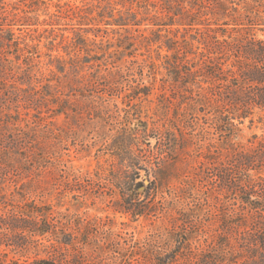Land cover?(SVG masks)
<instances>
[{
  "label": "trees",
  "instance_id": "16d2710c",
  "mask_svg": "<svg viewBox=\"0 0 264 264\" xmlns=\"http://www.w3.org/2000/svg\"><path fill=\"white\" fill-rule=\"evenodd\" d=\"M121 1L125 6L127 0ZM133 1L135 11L129 7L116 13L115 8H103L89 17L94 11L90 10L81 14L80 23L93 24L84 31H96L95 36L107 30L100 24L127 28L143 21L158 26L154 32L173 33L167 80L183 92L182 111L162 124L134 118L130 109L139 103L133 100L148 99L154 85L143 82L144 64L131 60L125 68L99 64L95 69L92 64L88 75L71 78L66 84L70 93L51 94L54 107L49 108V116L28 119L18 109L16 118L8 113L14 120L0 116V190L5 182H16L21 189L17 202L0 194V264H264V129L247 142L240 139L247 119L264 125V40L255 35L256 29L264 30V0ZM29 3L25 6L30 7ZM56 6V23H49L52 30L64 13L61 0ZM76 7L71 9L79 12ZM13 9L0 0V100L10 75L15 77L13 70L22 67L21 58L26 64L23 76L35 78L34 54L26 52L30 45L24 42L23 46V37L14 32L16 24L33 23L27 16L16 18ZM77 40L86 44L82 33ZM133 46L131 41L126 44L128 55H133ZM57 61L64 71L65 61ZM15 97L29 100L20 92ZM71 97H87L84 101L90 100L91 106L100 102L108 106L111 97L126 100L128 114L107 144L106 153L115 162L101 166L104 178L109 190L120 194L116 204L120 211L134 219L167 216L171 226L165 232L144 238L113 237L112 230L99 232L96 222L82 225L83 220L56 214L52 203H38L31 197L39 189L33 184H40L43 174L67 169L61 143L70 136V129L58 127L49 118L62 113L68 117L75 106ZM160 101L166 109L172 98L163 93ZM5 105L7 99L0 101L1 111ZM102 112L99 119L110 118L103 108ZM184 126L190 130L187 139L200 149V141H206L207 151L200 152L203 158L196 168L175 175L182 179L176 186L170 184L174 175L168 165L179 161L184 152L188 140L179 136L184 135ZM151 132L161 144L158 149L150 146ZM76 195L82 198L85 193ZM105 248L112 255H105ZM41 251L48 257L29 260L30 254L38 256ZM10 252L27 259L22 263L7 259Z\"/></svg>",
  "mask_w": 264,
  "mask_h": 264
},
{
  "label": "rangeland",
  "instance_id": "374dc122",
  "mask_svg": "<svg viewBox=\"0 0 264 264\" xmlns=\"http://www.w3.org/2000/svg\"><path fill=\"white\" fill-rule=\"evenodd\" d=\"M4 1L9 9L14 8L16 18L23 19L27 16L29 22L33 23L29 25L16 24L14 32L17 36L23 37V40H21L23 46L24 42L29 43L31 50L28 51V49L26 52L34 54L35 57L33 69L35 78L29 80L23 76L24 72L22 70L26 68V64L21 58L19 61L22 67L13 70L12 73L15 77L12 74L10 75L7 86L2 91L3 97L0 101L7 99V105L2 107V111L0 110V116L6 121L14 120L8 113L15 114L16 118L17 109L21 113V117L28 119L38 118V115H41V117L49 116L52 113L49 108L54 107L52 101H49L51 94L57 93V90L58 93L62 90L65 93H70L69 88L66 87L67 82L73 77L82 74L88 75L92 70L90 68L92 64H95V69L98 68L99 64L102 67L115 68V65L125 68L131 60H136L139 64L145 66L143 82L154 85L152 94L148 99L133 100V103H139L133 109H130V106L122 97H111L108 106L102 104L107 102L95 103L91 106L88 102L90 100L84 101L87 97L83 100L78 99V97H71L75 106L74 110L71 109L68 117L62 113L49 118L55 121L58 127L70 129V136L61 143L67 169L61 172L43 174L40 177L41 183H38V185L33 184V186H38L39 189L34 190L31 197L38 203H52L56 214H67L69 217L77 218V220H83L82 225L87 221L91 224L96 222L99 232L112 230L113 237L122 234L144 238L150 233L165 232L171 226L167 216L134 219L118 209L116 204L120 199V194L118 190L117 192L115 189L109 190L107 180L104 178L105 167L101 166H108L115 162L114 157L106 153V148L110 137L117 134L124 122L125 116L128 114L127 109H130V113H133L134 118L138 116L142 120L148 119L149 123L162 124L164 121L168 122L176 111H180L184 107V104H181L184 100L183 92L180 88L173 87V84L167 80L169 77L167 59L172 55L168 44L170 38L173 37V33H169L166 29L154 32L158 29V26L149 23V21H143L140 26L129 25L127 28L116 25H109L106 28L104 24H100L103 27L102 29H107L101 30L99 32L100 36H95L96 31H84V28H88L93 24H81V14H88V11L94 10L89 17L96 16L98 11L103 8L107 11L115 8L116 13L119 9L126 12L129 7H132V10L135 11L137 7L133 0L125 1V6L121 0H61L64 13L59 17V24H54L55 30H52L53 26L49 23H56L57 16L53 13L58 12L56 6L58 0ZM28 3L30 7L25 6ZM99 5L101 7H98ZM71 6L75 10L77 9L76 6H79L81 10L77 12L72 10ZM24 7L29 10L27 14L22 11ZM66 8L69 10L65 11ZM10 16L14 17V14L11 13ZM139 16L142 17V15ZM78 27L83 29L79 30ZM78 33H82L86 38V44L79 43L80 41L77 40ZM183 33L184 30L182 29L178 32V37L181 38ZM255 35L257 38L264 40V30L256 29ZM54 37H57V39L52 42ZM128 41L134 43L131 49L133 55H128L125 48ZM9 54L10 57L15 58L14 53ZM94 55H97L98 58L93 59ZM57 59L65 61L66 69L64 71L60 70ZM6 89L9 90L8 95H6ZM16 92H20L29 100L17 101ZM163 93L172 98V102L168 104L166 109L162 107L160 101ZM9 95L11 101L8 99ZM77 102L80 104L77 105ZM102 108L111 115L110 118L105 117V120H101L97 117L104 114ZM162 114L164 116H161ZM157 120L160 122H156ZM43 123H45V120ZM20 124L23 125L24 123L21 122ZM263 126L262 122L256 121L251 124L250 120L247 119L241 125L240 139L247 142L254 133H263ZM183 129V136L177 132L182 141L190 136V130L185 126ZM150 135H153L148 138L150 146L158 149L161 144L154 137L153 132ZM184 144V152L177 159L179 161L172 164V160L171 164L168 165L171 166L169 171L172 176L174 175L170 184L176 186L181 185L182 179L176 178L175 175H186L187 171H192L203 158L200 152L207 151L206 141H200V144H203L201 149L196 143H191L190 140L184 141ZM155 157L159 158L157 154H155ZM26 180L27 178H24V181ZM92 180L95 183H91ZM1 186L0 194L4 196V200L17 202L20 199L19 191L21 189L16 185V182H5ZM105 192L107 193L105 194ZM83 193L85 195H82ZM76 194L84 197L78 198ZM103 195L105 196L103 197ZM104 253L105 255H112L109 248H105ZM37 257L47 258L48 255L41 251L38 256L30 254L29 260L32 261ZM11 258H15L21 263L27 259L26 256L10 252L7 259ZM90 264L93 263L90 262Z\"/></svg>",
  "mask_w": 264,
  "mask_h": 264
}]
</instances>
